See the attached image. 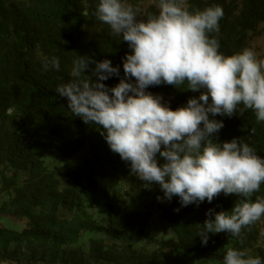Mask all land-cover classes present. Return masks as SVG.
I'll return each mask as SVG.
<instances>
[{
    "label": "trees",
    "instance_id": "1",
    "mask_svg": "<svg viewBox=\"0 0 264 264\" xmlns=\"http://www.w3.org/2000/svg\"><path fill=\"white\" fill-rule=\"evenodd\" d=\"M146 1L127 0L134 7ZM98 2L0 0V264H223L226 247L247 249L264 260V217L251 231L244 230L243 243L226 232L209 233L207 245L199 236L209 209L230 211L237 195L221 193L199 206H182L179 197L158 200L164 195L160 186L145 188L130 174V163L110 150L101 130L74 116L67 98L55 91L74 79L79 55L119 66L120 75L104 81L109 87L124 77L123 61L131 50L96 18ZM189 4L191 11L223 8L220 32L212 35L225 55L252 48L253 38L261 34L264 0ZM157 11L153 5L145 14ZM53 56L60 69L44 71V58ZM94 67L92 63L86 74L92 76ZM147 91L173 109L200 94L186 90V84ZM210 119L224 123L214 134L218 142L241 138L264 157V122L257 123L252 110L232 117L210 114ZM55 151L54 159L47 160ZM72 158L76 164L70 168L63 159ZM124 187L134 192L138 207L133 195L123 194ZM257 196L264 198V184L253 201ZM155 200L153 210L145 204ZM8 218L23 221L9 226ZM166 229L171 232L165 234Z\"/></svg>",
    "mask_w": 264,
    "mask_h": 264
},
{
    "label": "clouds",
    "instance_id": "2",
    "mask_svg": "<svg viewBox=\"0 0 264 264\" xmlns=\"http://www.w3.org/2000/svg\"><path fill=\"white\" fill-rule=\"evenodd\" d=\"M154 3L157 13L141 16L140 8L127 0H99L94 15L131 50L123 61L124 77L109 87L104 81L119 76V66L79 55L73 62L74 79L55 91L67 98L74 116L101 130L110 150L130 163V174L145 188L160 186L164 195L158 200L179 197L182 206H199L221 193L237 195L230 211L209 209L199 236L207 245L209 233L226 232L243 243L244 230L251 231L264 217V198L252 199L264 184V157L241 138L214 139L224 123L210 114L232 117L252 110L257 123L264 122V58L250 47L232 55L219 51L212 34L220 32L221 6L191 11L188 0ZM92 63L95 80L86 74ZM43 69L58 71L59 58L45 57ZM161 84L178 89L186 84V90L200 94L173 109L162 96L147 91ZM223 264L264 260L247 249L226 247Z\"/></svg>",
    "mask_w": 264,
    "mask_h": 264
},
{
    "label": "rangeland",
    "instance_id": "3",
    "mask_svg": "<svg viewBox=\"0 0 264 264\" xmlns=\"http://www.w3.org/2000/svg\"><path fill=\"white\" fill-rule=\"evenodd\" d=\"M190 0H188L189 2ZM153 5H155L154 3V0H148L146 2H143V3H139L137 7L140 8L141 12H140V15L141 16H144L145 12L150 9L151 7H153ZM259 30H261V34H259L258 36L254 37L252 42H251V47L252 49H254L258 55L259 58H263L264 56V24H262L259 28ZM56 151L55 152H50L47 154L46 158H51L53 156L56 155ZM64 161H68V164H69V167L72 168L74 167V165L76 164V159L72 158V159H63ZM124 191H123V194L124 193H128V197L131 198L132 195L134 196V192L131 190V189H126V187H124ZM136 200L133 201L134 205H136L137 207L140 205L139 201H138V198L136 196H134ZM145 204L148 206V207H151L152 210L154 209L153 207L156 205V200L153 202V205L149 206L148 205V202L146 201ZM264 220V218H263ZM23 220H18V219H14V218H8V220L5 222L6 225H9V226H14V225H17L18 223L22 222ZM261 226H262V229L264 231V221L261 222ZM167 227V226H166ZM160 231V230H159ZM165 234L166 233H169L171 232L170 229H166L165 231H163ZM92 235V233H85L84 234V237H88ZM264 243V242H263ZM217 264H222L221 262L220 263H217Z\"/></svg>",
    "mask_w": 264,
    "mask_h": 264
}]
</instances>
